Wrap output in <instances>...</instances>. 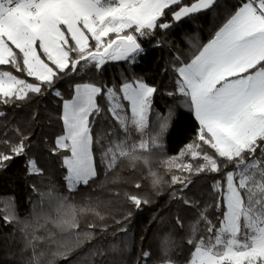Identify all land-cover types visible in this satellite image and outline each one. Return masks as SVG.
Returning <instances> with one entry per match:
<instances>
[{
    "label": "snow or ice",
    "instance_id": "1",
    "mask_svg": "<svg viewBox=\"0 0 264 264\" xmlns=\"http://www.w3.org/2000/svg\"><path fill=\"white\" fill-rule=\"evenodd\" d=\"M222 7L224 14L206 42L188 38V54L175 40L169 44L166 72L172 73V90L166 95L181 100L178 107L198 122L195 140L179 157L165 161L187 174L172 175L169 198L191 218L186 223L177 215L158 250H141L135 264H264V0H234L227 6L225 0H0V105L18 108L49 94L59 104L61 128L39 144L57 161L59 186L49 181L48 190L41 191L30 185L36 199H29L23 218L14 198L0 200V227L10 229L0 233V264H73L86 245L79 264H121L127 241L105 244L97 233H127L131 210L114 220L116 229L107 223L82 227L83 214L102 222L105 217L90 203L77 205L72 198L124 160L147 165L182 113L156 114L153 127L160 91L155 84L138 76L98 84L85 74L102 73L109 62L135 64L146 52L145 42L161 47L159 37H167L177 24ZM67 81L65 94L61 89ZM38 118L34 113L32 119ZM7 120L0 111V121ZM98 122L107 128L97 132ZM11 131L14 140L0 135V171L23 157L29 177L46 175L29 155L30 136L18 128ZM134 132L138 143L131 142ZM151 176L159 194L163 181L156 173ZM194 176L211 180L210 202L187 195ZM134 188L139 192L142 185ZM124 198L136 210L152 203L146 194L125 192ZM176 230L182 239L172 246Z\"/></svg>",
    "mask_w": 264,
    "mask_h": 264
},
{
    "label": "trees",
    "instance_id": "2",
    "mask_svg": "<svg viewBox=\"0 0 264 264\" xmlns=\"http://www.w3.org/2000/svg\"><path fill=\"white\" fill-rule=\"evenodd\" d=\"M231 2L234 0H225V6ZM224 10L222 7L216 13H201L198 18L187 19L177 24L167 37H159L163 41L161 47H156L155 41L145 42L146 52L142 57L137 58L135 64L123 61L109 62L104 72H87L85 74V79H92L98 84L118 83L125 76L143 77L150 84H155L160 91L154 100L155 114L151 116L153 127L156 124V114L167 115L169 109L182 113L179 124L170 135L164 138L163 149H153L147 165L143 160H140L135 163V166H132L129 161L124 160L107 178L102 174L95 184L91 187H81L79 193L72 198V201L77 205L90 203L91 207L105 217L102 222L92 213L83 214L80 217L82 227H86L89 223L97 225L107 223L110 229H116L119 226L115 224L114 220H122L131 210V219L125 225L127 233H118L116 236H113L111 230L104 234L97 233L98 239H102L105 244L119 243L120 240L127 241L128 248L123 255L121 264H135L141 250L156 252L160 247L161 237L170 231L169 224L177 215L183 216L186 223L191 218L190 212L181 211V206L169 198L172 175L187 174L181 173L177 168L170 169L165 161L169 157L177 156L185 145L192 143L196 138L198 128V122L194 116L186 108L178 107L182 105V101L166 95L168 91L172 90V73L166 72L171 60L169 44L175 40L182 52L190 53L191 49L187 39L193 38L194 44L197 41L206 42L215 25L220 22ZM181 40H184L183 45H181ZM69 84L70 81L65 82L61 89L65 94L69 91ZM0 111L8 114L7 121H0V135L7 133L10 139H16L11 131L13 128H18L29 135L33 142V149L29 155L35 156L39 160L40 166L45 169L46 173L44 176L29 177L24 171L26 161L23 157L15 159L6 171H0V200L14 198L18 213L23 218L29 211V199H36V194L30 190V185L35 184L41 191L48 190L49 181L55 182L59 186L61 176L57 161L54 157L49 156L46 150L42 151L39 144L41 140H51L60 133V107L53 96L45 94L34 97L28 104L18 108L0 105ZM34 113H38V119H32ZM106 128L105 122H98L95 126L97 132ZM146 138L148 137L146 136ZM131 142H138L137 133H132ZM187 160L190 161V158ZM192 162L195 163V161ZM151 173H156L163 181L158 186L159 194L152 187ZM116 176L119 177L118 182L112 183ZM192 179L194 183L187 195L200 199L202 202H210V198L207 196V185L211 183V180L207 177L195 176ZM137 182L142 185V190L139 192L134 188V184ZM59 191L63 192V189L60 188ZM125 192L146 194L152 203L140 210L131 208L124 198ZM209 215L211 218V212ZM9 231L10 229L6 227H0V233L7 235ZM181 239L182 236L178 230L172 231L170 237L172 246H175ZM89 247L90 245H86L75 253L73 264H79L82 257L87 255ZM177 255H180L179 251H177ZM58 264H62V261Z\"/></svg>",
    "mask_w": 264,
    "mask_h": 264
},
{
    "label": "rangeland",
    "instance_id": "3",
    "mask_svg": "<svg viewBox=\"0 0 264 264\" xmlns=\"http://www.w3.org/2000/svg\"><path fill=\"white\" fill-rule=\"evenodd\" d=\"M129 114H130V113H129ZM144 139H147L146 136L144 137ZM137 143H138V142H137ZM180 154H181V152H180L177 156H175V157H179ZM188 158H189V157H185V158H184L186 162H188V160H187Z\"/></svg>",
    "mask_w": 264,
    "mask_h": 264
}]
</instances>
